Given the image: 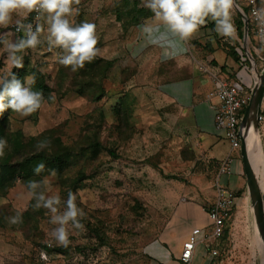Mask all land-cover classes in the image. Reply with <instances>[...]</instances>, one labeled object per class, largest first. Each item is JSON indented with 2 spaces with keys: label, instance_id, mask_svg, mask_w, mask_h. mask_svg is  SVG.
<instances>
[{
  "label": "rangeland",
  "instance_id": "obj_1",
  "mask_svg": "<svg viewBox=\"0 0 264 264\" xmlns=\"http://www.w3.org/2000/svg\"><path fill=\"white\" fill-rule=\"evenodd\" d=\"M74 7L79 9L72 18L74 24L96 25L100 49L96 58L112 60V64L104 74L99 71L94 85L86 82L85 75L98 67L101 70L100 63L88 72L85 67L73 72L70 66L61 65L59 59L64 53L49 47L44 15L40 43L21 53L22 67L11 64L0 43V79L18 77L24 84L38 77L52 89L42 97L41 108L28 116L11 109L4 111L9 129L22 132L23 143L3 139L7 144L2 158L17 161L38 151L54 154L63 147L75 151L64 159L61 170H43L34 181L41 183L38 192L60 196V212L66 207L69 191L74 193L77 206L86 214L81 220L85 230L69 225L71 243L61 251L63 246L50 235L57 227L50 222V211L35 207L28 183L19 179L0 191V264H161L163 254L156 242L179 200L201 197L209 205L218 176L222 185L226 186L229 179L230 187L236 188L239 175L243 186L234 189L236 206L225 238L217 242L218 256L227 264H262L264 249L259 248L256 237L254 204L241 148L232 150L223 132L212 127L204 131L196 120L197 114L204 113L201 99L212 87L208 72L203 70L202 77H194L187 70H195L199 51L193 50L194 56L184 58L186 69L174 61L162 67L156 45L134 57L132 44L146 18L135 22L133 16L144 7L142 0H81ZM237 12L235 6L234 25ZM30 15L14 14L7 28L0 27V40L15 42L13 24ZM241 46L242 55L256 66L253 72L262 73L264 53L256 52L255 35L248 34ZM214 56L225 62L224 50L216 49ZM206 64L215 66L212 60L206 59ZM221 72L225 73L226 67H221ZM237 78L245 76L237 73ZM191 98L194 106L189 105ZM202 119L200 123L210 125L209 117ZM258 131L264 153V126L260 122ZM95 141L101 146L91 147ZM40 142L47 146L38 148ZM227 158L231 174L219 175ZM254 171L264 197V165H255ZM18 213L22 223L10 224L9 218ZM205 247L203 244L198 250L206 257ZM177 251V246L172 248L173 254Z\"/></svg>",
  "mask_w": 264,
  "mask_h": 264
},
{
  "label": "clouds",
  "instance_id": "obj_2",
  "mask_svg": "<svg viewBox=\"0 0 264 264\" xmlns=\"http://www.w3.org/2000/svg\"><path fill=\"white\" fill-rule=\"evenodd\" d=\"M80 2L81 0H0V27L7 28L14 14H29L35 11L44 15L48 24L49 47L62 49L64 54L59 63L65 67L70 66L71 71L76 72L83 69L86 63H91L100 53L97 47L96 25L90 22H73L72 18L79 11L74 5L78 6ZM142 4L154 14V22L141 25V31L149 38L157 34L172 38L165 47V58H172L178 52L185 51L182 45L193 39L209 19L215 23L214 30L218 35L233 39L236 37L232 18L235 0H142ZM253 15L262 26L261 39L264 40V8L254 10ZM16 31H22L24 35L15 42L3 39L0 43H3L11 64L22 67L23 57L18 53H23L29 48L35 49L40 43L39 34L43 28L37 24L33 30L31 23L23 24L17 21ZM34 83V79H28L24 84L14 77L0 79V114L11 109L22 116H28L40 109L42 94L32 90L31 85ZM6 144V140L0 139V157L4 155ZM46 146L45 142L38 144L40 149ZM44 168L45 165L40 163L34 168V172L39 174ZM39 188L41 183L28 182L29 195L36 201L35 207L48 209L51 213L50 222L57 225L51 231V237L58 246L67 248L71 243L69 225L73 229L85 230L81 220L86 214L77 206L76 195L71 191L64 202L65 209L60 212V196H46L44 191H37ZM9 223H22L21 215L18 213L10 217ZM42 258L46 257L42 254Z\"/></svg>",
  "mask_w": 264,
  "mask_h": 264
},
{
  "label": "crops",
  "instance_id": "obj_3",
  "mask_svg": "<svg viewBox=\"0 0 264 264\" xmlns=\"http://www.w3.org/2000/svg\"><path fill=\"white\" fill-rule=\"evenodd\" d=\"M238 1L240 2L239 6L241 9H244V8L248 9L247 0H238ZM258 2L260 5H264V0H258ZM153 15L154 14L147 16L146 19H144V22L140 24L141 25L145 23L152 24L154 22L152 19ZM210 22H213V21L209 19L206 26L201 27L200 31L196 34V36L193 39H191L190 41L182 45L183 48L186 49L185 51L178 52V54H176L172 58H165L163 55L165 47L168 46V40L172 39L171 37L165 38L164 36L157 34L149 38L147 37L145 33L141 31L135 43L132 44V48H131V50L133 51L132 55L136 58L137 57L139 58L149 47H151L152 45H156L160 49L157 60L162 67L164 65L173 63L174 61L175 64L176 63L178 64V67L182 69L183 68L186 69L184 65L185 63L184 58L188 59L189 58L188 55L194 56L193 50L199 51L200 59L197 60L198 64H195V67H194L195 70H192V68L188 66V68H190V69H187L190 72V73L188 72L189 74H191L194 77H200V76L202 77L201 75L202 71L207 70L206 72H208L209 79H210L211 73H219L229 78L231 81H234L235 83H238L239 85H242L243 87L246 86L245 88H247L248 90L253 89L257 83L256 74H258L257 72L259 71L257 70L253 72L250 64L248 62H243L241 60V56H240V60H236L232 55H230L226 51V49H224L220 44H218L217 37L215 36V34L213 33L212 29L209 26ZM245 37H247L246 30H245L244 37L242 39H244ZM218 38H223L224 40L229 39V38H226L220 35H218ZM235 39H237L240 42V46L237 47V50L239 51V53H241L239 48L242 47L241 46L242 39L237 35V33H236ZM216 49H221L225 51L226 56H225L224 63H220L218 59L214 56V52L216 51ZM255 49L257 50L256 52L259 54L258 48H255ZM169 51H171V49H169ZM228 57H232V60H229ZM206 59L212 60V61L215 60L217 63H215L214 61L215 63L214 67L207 66ZM180 60L182 61L180 62ZM222 66L226 67L225 73L221 72ZM237 73H242L245 76V78H241V80L238 79ZM243 82H246V84H244ZM212 88H213V83H212V87L206 90L204 99H201V103H202L201 105L204 108V113H202L201 115L197 114L196 116V120L199 123L198 125L200 126V128L208 132L211 127L215 129V123H214L215 111H214L213 105L206 100V95ZM189 101H190L189 105L194 106V101H192V98ZM261 110H264V99H263ZM204 116L206 118L209 117L210 119V125L207 127L203 123H200L201 120H203L202 118H204ZM261 124L264 126L263 122H261ZM261 146H262V142H261ZM262 150H263V147H262ZM239 177H240L239 182L236 187L237 189L243 186V178L241 175H239ZM228 180L226 182L227 185L226 186L223 185V186L234 191V189H236L235 185H233L231 188ZM219 183L221 184L220 180H219ZM213 187H214V198H212V201L209 205L201 197L184 198L182 200H179L178 205L176 206V209L171 219L166 224V228L164 232L160 235L159 240H157L156 242L158 244L157 248L163 254L162 255L163 257H161V260H159L161 264H183L179 260V254L182 250L184 240L187 238L188 234L194 227L201 228V233L198 236L201 241L198 242L196 246L194 257L190 264H225V263L227 264L228 263L227 261H225V259H221V260L219 259L218 255H219L220 249L217 248L219 246L217 243L218 240L212 242L211 245H209L208 240H206V236L210 233L212 226H213V222L209 216V207L215 201L216 181ZM254 235H255V227L251 234V239ZM222 239L224 238L222 237L219 240H222ZM203 244L206 245L205 249H207L206 257L205 255H202L201 252L198 250L199 247H201V245ZM175 246H177L178 251L176 254H173L172 248ZM213 249H216L218 253L213 254L212 253Z\"/></svg>",
  "mask_w": 264,
  "mask_h": 264
},
{
  "label": "built area",
  "instance_id": "obj_4",
  "mask_svg": "<svg viewBox=\"0 0 264 264\" xmlns=\"http://www.w3.org/2000/svg\"><path fill=\"white\" fill-rule=\"evenodd\" d=\"M248 11L245 12L241 9L244 16V22H247L248 32H252L257 38L258 51L264 53V40L261 39V25L257 18L253 15L254 10H259L264 8V5H260L258 0H247ZM42 15L37 12H32L30 16L24 18L20 22L23 24L31 23L33 25V30L37 24L41 26ZM16 24L12 26V32L15 35L16 40L24 35V33L16 31ZM246 30V27H245ZM247 32V33H248ZM249 34V33H248ZM241 54V60L243 62H248L251 60L249 57H245ZM252 57V56H251ZM250 64V63H249ZM252 70L256 68L252 63L250 64ZM207 71V70H206ZM258 78V74H256ZM210 79L213 83V88L207 93L206 100L213 105L215 111L214 123L215 129L224 133L225 137L230 141L232 150L241 148L242 145V135L244 134V129L241 128V120L244 116L242 111L247 107L251 90L231 81L229 78L225 77L219 73H211ZM217 100L219 103L214 104L213 101ZM259 122H264V112H260L258 117ZM231 174L230 160L223 161L219 175L221 174ZM236 206V196L233 190H230L219 183V176L216 182V196L215 201L209 207V216L213 222L212 229L210 233L206 236L209 245L212 242L221 239L225 233V228L227 227L228 221L232 217V212ZM201 233L200 227H194L187 238L183 242L182 250L179 254V260L183 264H190L193 257L196 246L199 239V234ZM213 254H217L218 251L213 249Z\"/></svg>",
  "mask_w": 264,
  "mask_h": 264
},
{
  "label": "trees",
  "instance_id": "obj_5",
  "mask_svg": "<svg viewBox=\"0 0 264 264\" xmlns=\"http://www.w3.org/2000/svg\"><path fill=\"white\" fill-rule=\"evenodd\" d=\"M245 12L248 11L247 8H244ZM153 14L149 9L144 7L138 8V14H134L133 20L135 22H139L143 17H147L149 15ZM210 28L212 29L213 33L217 37L218 44H220L226 51L232 55L236 60H240V53L237 50V47L240 46V42L237 39L229 38L227 40H224L223 38H218V34L215 32V23L210 22L209 23ZM236 26V33L237 35L242 39L245 34V22L243 20L242 14L240 12H237V21L235 23ZM250 35V30H249ZM18 55H21V53H18ZM215 61V60H214ZM99 63L102 67L100 70L99 67L94 70V67L99 66ZM102 63V64H101ZM215 63H217L215 61ZM112 60H103L101 58H95L93 62H91L89 65L85 66V72L90 71L93 69L94 73L89 74V76L85 75L86 82L88 84L94 85V81L98 78L99 71H101L102 74L105 73L106 69H108L109 66H111ZM223 69L225 66H222ZM37 73V72H36ZM19 80L18 77H15ZM31 88L35 92H40L42 94V97H45L49 92H51V87L47 85L43 78H35V83L31 85ZM97 93V92H96ZM101 93V92H100ZM97 98H100V95L97 96ZM246 108L242 111V114L245 113ZM261 112H264V110H261ZM3 117L0 114V139H8L13 144L18 143L21 145L23 141H21V138L23 137L22 132H12L9 129V117L4 116V112L2 113ZM91 147L96 148L100 147L101 143L98 141H95L90 144ZM75 151H73L69 147H63L58 152H55L54 154H47L44 151H38L33 154H29L27 157L23 158L22 160L14 161L10 157H0V191H5L8 188L12 187L19 179L21 181H24L28 183L29 181H34L35 177H37L39 174H41L43 171H41L39 174L34 172V168L40 164L43 163L45 165L44 171L51 170V169H57L61 170L64 166V159L66 157H70L73 155ZM228 227V226H227ZM225 228V233L223 235V238H225L227 229ZM45 250L47 252H50V249L47 245L44 246ZM60 250L65 252V247H60Z\"/></svg>",
  "mask_w": 264,
  "mask_h": 264
},
{
  "label": "water",
  "instance_id": "obj_6",
  "mask_svg": "<svg viewBox=\"0 0 264 264\" xmlns=\"http://www.w3.org/2000/svg\"><path fill=\"white\" fill-rule=\"evenodd\" d=\"M235 6L238 9V11L244 16L236 0H235ZM245 27H246V36H247L248 35L247 22H245ZM258 78H259V82H257L254 88L252 89L249 103L246 107L244 116L241 120L242 129H244L252 113L254 116V121L256 126L257 127L259 126L258 117L260 115L261 107L264 99V71L262 73L258 72ZM241 154L243 158L244 170L247 178L249 193L251 195L255 207V217L257 219L260 231L264 236V197H263L262 189L260 187V184L258 182V179L255 175L254 169L249 159L247 143L244 134L242 135ZM262 264H264V258Z\"/></svg>",
  "mask_w": 264,
  "mask_h": 264
},
{
  "label": "bare ground",
  "instance_id": "obj_7",
  "mask_svg": "<svg viewBox=\"0 0 264 264\" xmlns=\"http://www.w3.org/2000/svg\"><path fill=\"white\" fill-rule=\"evenodd\" d=\"M244 135H245V140L247 143L249 159H250L253 169L255 165L256 166L264 165V154H263V150L261 146L260 135L258 133V127L256 126L255 121H254L253 113L251 114L249 120L247 121V124L244 127ZM253 210L255 213V207H253ZM255 226L257 229L256 237L258 239L259 248L264 249V236L260 231L256 217H255Z\"/></svg>",
  "mask_w": 264,
  "mask_h": 264
}]
</instances>
